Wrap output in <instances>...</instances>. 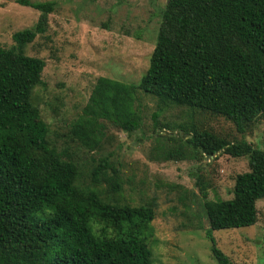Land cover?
Returning <instances> with one entry per match:
<instances>
[{"label": "trees", "instance_id": "obj_1", "mask_svg": "<svg viewBox=\"0 0 264 264\" xmlns=\"http://www.w3.org/2000/svg\"><path fill=\"white\" fill-rule=\"evenodd\" d=\"M16 2L41 14L31 28L12 34L10 47L0 46V264H153L148 241L154 207L120 202L123 181L108 157L91 169L92 185H80L77 162L51 142L49 124L32 97L35 86L43 85L45 61L24 49L46 32L54 2ZM140 94L155 97L159 110L168 102L222 116L243 134L264 117V0H166L145 72L137 82L98 76L70 124L71 136L93 151L107 124L127 134L138 130ZM177 137L176 145H158L157 157L224 152L248 159L231 198L209 199L199 186L210 251L219 264H232L210 231L257 221L264 149L194 124H179ZM101 182L118 195L108 196L113 201L100 195Z\"/></svg>", "mask_w": 264, "mask_h": 264}, {"label": "rangeland", "instance_id": "obj_2", "mask_svg": "<svg viewBox=\"0 0 264 264\" xmlns=\"http://www.w3.org/2000/svg\"><path fill=\"white\" fill-rule=\"evenodd\" d=\"M32 1L54 2L46 32L24 49L45 61L43 85L33 89V101L49 124L53 145L79 165V184L92 185L91 169L108 157L123 181L120 202H149L154 207L153 236L148 241L153 264H219L210 251L199 186H204L209 199L231 198L236 175L248 170L247 157L218 152L198 159L162 160L157 146L178 144V125L194 124L264 149V117L242 134L222 116L168 102L159 110L155 97L140 94V128L127 134L107 124L100 146L88 151L71 136L70 124L81 113L98 76L137 82L145 72L166 0ZM40 14L16 0H0V46L10 47L12 34L31 28ZM106 171L110 173L109 168ZM97 189L107 201H113L109 195L118 196L107 183L101 182ZM256 207L253 225L210 231L232 264H264V198Z\"/></svg>", "mask_w": 264, "mask_h": 264}]
</instances>
